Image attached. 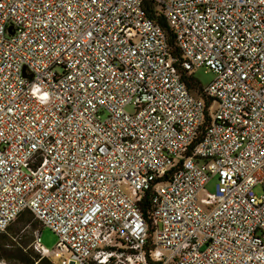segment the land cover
<instances>
[{
	"label": "built area",
	"instance_id": "built-area-1",
	"mask_svg": "<svg viewBox=\"0 0 264 264\" xmlns=\"http://www.w3.org/2000/svg\"><path fill=\"white\" fill-rule=\"evenodd\" d=\"M151 1L180 57L144 0H0V234L29 212L68 264H264V0Z\"/></svg>",
	"mask_w": 264,
	"mask_h": 264
},
{
	"label": "rangeland",
	"instance_id": "rangeland-1",
	"mask_svg": "<svg viewBox=\"0 0 264 264\" xmlns=\"http://www.w3.org/2000/svg\"><path fill=\"white\" fill-rule=\"evenodd\" d=\"M192 77L200 84L203 89H206L214 80V75L211 72H207L204 68L196 69L192 72ZM125 111L129 114L134 112L133 108L128 106L125 108ZM216 179H211L205 186L204 191L207 194H214L216 187ZM256 194L264 193L261 186L255 188ZM40 229V243L43 248L50 251L49 260L53 264H68L69 255L67 252L57 253L54 251L57 244V237L46 228H41L40 223L30 214L26 213L25 218L21 222L13 223L10 226V232L0 234V249L5 250V254L8 256L14 257L17 248L20 246H26V250H32L37 254L31 247L33 241V231L35 229ZM25 254V253H24ZM38 255V254H37ZM40 256V255H39ZM25 260V257H21ZM3 261L8 264L5 260L0 259V262Z\"/></svg>",
	"mask_w": 264,
	"mask_h": 264
},
{
	"label": "trees",
	"instance_id": "trees-1",
	"mask_svg": "<svg viewBox=\"0 0 264 264\" xmlns=\"http://www.w3.org/2000/svg\"><path fill=\"white\" fill-rule=\"evenodd\" d=\"M144 10L146 11V14L148 15V17L152 19L153 21H155V23H157L164 30V32L166 33L167 39H168L169 46L173 48L174 54L180 57L178 50L174 48V40L172 38V34L166 22L161 17H158L156 15L157 14L156 9L151 0H144ZM181 74H182V77L187 87L191 91V93H193L194 95H199V92L201 89L200 84L191 75L186 74V73H181ZM206 104L207 106L210 105V101L207 100ZM140 206L142 207L143 214L145 215L146 218H148L149 207H148L147 197H145L142 200V202L140 203ZM26 213L30 214L29 212H25L21 214L15 220L14 223L21 222L25 218ZM5 232L6 233L10 232V227ZM25 248H26L25 245L17 248L16 251H14V253H16L14 257L8 256L7 254H5L6 251L2 250L1 248L0 249V259L5 260L8 264H53L49 260V258H41L39 255L35 254L32 250L28 249L24 252ZM21 257H25L26 259L23 260Z\"/></svg>",
	"mask_w": 264,
	"mask_h": 264
}]
</instances>
